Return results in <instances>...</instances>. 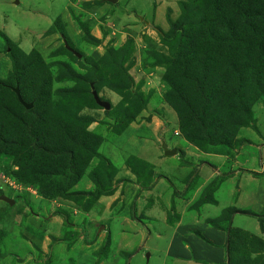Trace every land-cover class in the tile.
I'll use <instances>...</instances> for the list:
<instances>
[{
	"label": "trees",
	"instance_id": "obj_1",
	"mask_svg": "<svg viewBox=\"0 0 264 264\" xmlns=\"http://www.w3.org/2000/svg\"><path fill=\"white\" fill-rule=\"evenodd\" d=\"M101 3L98 1L97 4ZM178 5L181 12L177 19L167 17L168 31L155 27L163 45L168 48V56L153 53L155 46L150 43L147 49L140 50L145 55L143 62L151 67L165 66L163 78L168 90L163 99L176 112L184 140L203 152L231 157L241 143L236 140L238 131L249 126L255 128L252 105L258 99H264V0H181ZM73 19L84 33V41L97 45L99 39L89 31L94 21H82L75 15ZM57 32L72 49L71 39L60 18L47 30L49 34ZM0 35L12 65L7 77L0 78V174L16 185L36 188V194L47 202L62 199L84 212L97 209L99 198L113 193L115 168L98 152L101 137L87 129L93 119L62 114V109L57 108L59 100H55L53 94L62 95V100L80 97L88 108H100L92 96L90 84L96 93L107 87L124 96L123 99L132 106L123 110L122 117L118 118L114 110L105 111L113 120L114 131L120 134L134 122L150 96L131 90L133 80L125 63L133 53V39H128L119 48L107 49L97 60L90 59L89 65L84 67L87 69L84 75L57 62L55 64L63 67L65 73L60 72L53 78L49 71L51 63H45L35 49L24 53L6 34L1 32ZM67 46L61 45L54 53L62 50L77 59ZM64 80L79 82L85 87L52 91L53 81ZM16 86L22 100L32 103L30 109L18 102L12 90ZM94 158L98 163L88 172ZM229 163L227 160L224 168ZM125 165L136 176L138 184L147 183L140 185L141 189L151 187L150 165L133 156L128 157ZM226 175L204 190L198 205L216 203L208 194ZM83 177L92 182L93 190L73 189ZM16 198L20 196L13 200ZM63 216L66 230L67 226L71 227V217ZM257 217L261 226L264 214ZM4 233L0 229L1 257H6L2 245ZM71 236L66 238L68 245L78 237ZM108 242L107 238L99 255ZM234 243L229 236L226 243L229 264L238 261H232L238 258L233 254Z\"/></svg>",
	"mask_w": 264,
	"mask_h": 264
},
{
	"label": "crops",
	"instance_id": "obj_2",
	"mask_svg": "<svg viewBox=\"0 0 264 264\" xmlns=\"http://www.w3.org/2000/svg\"><path fill=\"white\" fill-rule=\"evenodd\" d=\"M72 1V3L65 2V5L71 9L73 15L82 21H94V24L91 22L93 27L90 30L93 36L101 41L102 37L111 35L113 31L109 32L111 29L105 27L106 18L104 15L109 11L112 14L119 11L113 10V7L104 0ZM98 1L103 3L97 4ZM148 6L150 7V5ZM93 8L96 9L95 14H91L90 9ZM150 9L151 19H153V6ZM161 12L159 11V14ZM62 14L63 16L59 18L69 37L71 38V31L76 28L79 33L74 34H79L82 38V31L79 30L76 21L69 19V12ZM154 17L159 20L156 14ZM151 19L147 20L145 24L149 23ZM107 26L110 25L107 24ZM48 29H44L43 33H46ZM100 29L106 32L102 37H99V34H102ZM133 34L136 33L133 32ZM2 51L3 47L0 44V52ZM5 70L7 69L5 68ZM164 112L163 118L169 117V120L164 121L154 114L145 115V118L149 119L129 124L116 141L107 143L102 154L110 160L115 168L112 180L113 193L99 198L96 211L93 209L90 212H84L72 202L65 200H62V203L59 202L58 206H54L55 203H58L55 200L38 206V212L33 211L34 216L26 218L28 222L32 220L31 223L36 226L35 228L30 229L27 226L24 231L19 229L18 224L16 231L20 230L29 235L28 244L46 249L50 246V238L58 239L62 236L63 227H65L63 215L65 214L71 218L76 215L75 222L71 223L70 228L80 229L79 235L82 238L86 234L88 236L87 227L93 229L96 226L99 228L103 224V228L97 230L93 239L89 242L83 241L86 244H82L78 250L77 264H116L118 260L122 264L127 262L150 264L153 253L162 254L161 256L157 255L154 264H229L228 259L230 260V258L226 244L229 236L235 242L236 249L233 253L235 256L238 255L236 252L243 250L241 247L238 249L237 245L239 243L246 244L243 240L250 239L254 242L252 248L261 249L258 252H248L250 260H253L252 258L257 254H262V264H264V222L260 226L257 217L264 214V132H260V138L257 139L259 145H251L256 149L257 155H245L244 152H238L237 149L234 150L231 157L226 154L206 153L183 138L171 136L170 128H167L166 125L167 122H170L177 126V117L171 109H165ZM242 129L240 132L243 131ZM127 130L131 131L126 135ZM163 143L168 150L176 149V154L166 156L162 150ZM243 154L244 158L246 156L245 160H239L238 157ZM131 156L150 165L152 170L151 187L141 189L140 185L144 186L147 183L138 184L136 176L125 165V161ZM227 160L230 161V169L224 168ZM225 174H227L225 178L212 193L208 194V197H212L216 203L198 205L197 202L204 190L213 181L220 180L221 176ZM1 176L3 175H0V193L2 184L10 187L11 183L8 178L4 183ZM81 181L83 184L82 187H79ZM80 182L75 185L74 190L79 188L84 191L93 190V184L87 177H83ZM30 193L34 194L32 191ZM33 194L29 195L33 196ZM4 196L14 199L6 194ZM0 204H2L0 205L1 216L2 210L7 205L1 200ZM33 208L29 202L24 204L25 212L32 211ZM40 212L45 214L42 215L44 223L38 226ZM26 216L29 214L26 213ZM84 221L87 226H84ZM157 222L170 230L168 232L160 230L155 225ZM37 228L38 231H36ZM131 230L138 234L137 246L131 243ZM116 237H119L124 243L123 248L111 249L112 240ZM152 237L155 241L148 245L147 240ZM107 238L108 245L99 255ZM246 246L249 244L247 243ZM42 253L45 254L47 251ZM244 256L243 251V259ZM4 258L0 257V261ZM235 261L236 259L233 260V262Z\"/></svg>",
	"mask_w": 264,
	"mask_h": 264
},
{
	"label": "rangeland",
	"instance_id": "obj_3",
	"mask_svg": "<svg viewBox=\"0 0 264 264\" xmlns=\"http://www.w3.org/2000/svg\"><path fill=\"white\" fill-rule=\"evenodd\" d=\"M179 1L181 0H117L116 3H108L113 7V10L119 11L115 12L114 14L109 11L104 15V17L106 18L105 27L111 29L109 32L113 31L109 37H102V35H105L106 32L100 29L102 33L99 34V37H102L101 41L98 40V44L94 45L90 41H84L83 37L80 38L79 34H74L79 33L78 29L75 28L72 31L69 29L71 31L70 39L71 45L73 47L72 49L80 55V57H77V59L73 58L71 55L62 50H58L60 53H54L61 47V45H65V41L62 40L59 32L53 33V35H50L47 32L43 33L44 29H48L49 27H51L52 23L56 19L63 16V12L68 11L70 14V18L69 16L68 18L74 20L71 9L67 8V6L65 5L67 2L72 3V0H0V33L2 32L6 34L19 46V48L24 53H28L32 49H35L41 55L45 63H54L52 66L51 64H49V71L52 74L51 76L53 78H55L60 72L62 73V75H64L65 73V69L63 67H59L55 64L57 62L66 64L73 72L79 75H84L87 73V69L84 67H87L89 65L90 59L97 60L105 53L107 49L112 47L119 48L128 39H133V53L129 55L127 62L125 63V67H128L127 73L133 80L131 90L141 92L144 96L150 95L147 100L146 106L136 114L134 122L138 123L141 120L149 119L145 118V115L148 114L157 115L160 119L167 121L169 120V117L163 118L165 109H171L172 113H175L176 117L177 114L174 109L163 99L165 92L168 90V85L163 78L165 74V66H147V64L144 63L142 59V57L145 55H142L143 52H141L140 50L142 48L147 49L151 43L155 46L153 53H157L160 56H168V48L163 45L161 35L158 33L155 27L161 28L164 32L168 31L169 24L167 22V17L170 16L172 20L177 19V16H179L181 12L178 5ZM148 5H150V7ZM152 6L153 19H151L152 13H150V8ZM90 10L92 12L91 14H95L94 12L96 11V9L94 10L93 8ZM159 11H162L161 14H159ZM154 14L159 17V20L154 17ZM99 18L100 17H98V19ZM150 19L151 21L149 23L147 22L148 25L145 24L146 21ZM99 22H101L100 19ZM106 23L110 26H107ZM76 24L78 26L77 22ZM92 27L93 25H91V28ZM132 31L136 34L134 35ZM83 35L84 33H82V36ZM94 35H97V33H94ZM0 44L3 47V51L0 52V77L2 79H5L11 72L12 65L9 58L6 56L4 40L1 35ZM5 68L7 70H5ZM4 76L5 78H3ZM84 87L85 86L79 82L69 80H64L61 82L53 81L52 91H57L58 89H77ZM97 95L101 101H106L110 104L109 110H112L111 112H117L118 118L123 116V110L132 106L129 101L123 99L124 96L117 95L107 87L101 88L98 91ZM53 98L55 100H59L58 103L60 105L57 106V108L62 109V114L68 117H74L77 114L89 116L93 119L94 122H92L87 129L101 137L102 141L98 148V152L101 154L105 149L107 143L116 141L118 136H120L122 132L129 126L128 125L120 134H117L113 129V120L110 117H107V115L105 114L106 110H104L99 105L98 106L100 108H88L85 105L86 103L84 99L80 97L76 99L70 98L68 100H62V95L53 94ZM251 117L255 121V128H252L250 126L245 127L244 129H242V132H240L239 130L236 135V140L240 141L241 143L238 145V147H235V149H237L238 152H244L245 155H257L256 149L251 145H259V141L257 139L258 137L260 138V132H264V99L260 98L252 105ZM166 126L167 128H170L169 133L171 134V136L180 138L184 137L178 128V123L177 126H174L170 122H167ZM130 131L131 130H127L125 134L127 135V133H130ZM135 147L136 145L134 146V148ZM129 150L131 152H134L132 149ZM244 154L238 157L239 160H245L246 156L244 158ZM97 163L98 159H92L88 166V172L93 169L97 165ZM230 166L231 165L229 163L227 164L226 168L230 169ZM0 167H2V164L0 165ZM2 177L5 183L7 177L1 176V178ZM82 181L79 183V187H82ZM10 182V187H8L6 184H2V195L6 194L7 196H10L12 198L20 196V198H16L15 204L13 205L7 204V206H5V209L1 212L2 217L0 219V229H3L5 232L2 243L4 248H2L6 253V257L0 261V264H77V255L79 252L78 250L82 244H86V242L84 243L83 241L89 242L91 239H93L94 235L97 234V230L103 227V224L99 228H97L96 226L93 229L87 227L88 232L92 233H88V236L86 234L84 238L79 235L81 231L80 229H72L68 228L67 226V229L65 230V227H63L65 232H62V236L58 239L50 238V246L48 248L42 249L39 246L34 247L28 244V238H30L29 235L27 233L21 232L20 230L22 229L26 231L27 226H29L30 229L35 228L36 226L31 223L32 220L31 222H28L26 218L34 216L33 213L38 212V206L49 202L41 199L36 194V188H24V186L16 185L13 181ZM74 188L75 186L73 187V189ZM80 189L81 188L76 190ZM30 191L34 192V194L30 193ZM29 194H33V196ZM56 201L58 203H55L54 206H58L60 204L59 202L62 203V199ZM26 202H29L32 205V208L34 207L32 211L28 210L27 212H25L26 210H24V204ZM94 210L96 211L97 209ZM26 213H28L29 216H26ZM42 215L45 214L40 212V220L37 222L38 226L44 223V218ZM75 219L76 215L74 216V218H71L70 223L75 222ZM150 223L154 224L153 222ZM16 225L19 226V231H16ZM155 225L164 232H168L170 230L159 222H157ZM84 226H87V223H85V221ZM36 231H38V228L36 229ZM84 233L87 232L84 231ZM70 235L74 237L75 235H78V237L68 245V243L66 242V238ZM130 237H132L131 243H134V245L137 246L139 240L138 234L131 230ZM151 240L153 241L151 242ZM154 241L155 240L152 237V239L147 240V244L151 245L152 243H154ZM243 241H245L246 244L248 243L249 246H246L245 243H239L237 245L238 249H240L241 247L243 250L240 251L242 253L236 252L239 256V258H236V260H238L236 262H242L241 264H262V254H257L252 258L253 260H250L248 253L252 251L258 252L261 249L257 247L252 248L254 242L250 239H245ZM119 247L123 248L124 243L119 237H116L112 240L111 249ZM43 251H47V253L43 254ZM243 251L245 253L244 259L242 257ZM157 255L161 256L162 254L153 253L150 264H154L156 262ZM116 264L122 263L120 260H118Z\"/></svg>",
	"mask_w": 264,
	"mask_h": 264
},
{
	"label": "water",
	"instance_id": "obj_4",
	"mask_svg": "<svg viewBox=\"0 0 264 264\" xmlns=\"http://www.w3.org/2000/svg\"><path fill=\"white\" fill-rule=\"evenodd\" d=\"M104 1H107V2H110V3H116L117 0H104ZM65 46H67L66 42H64ZM67 49L69 51H71L75 56L77 57H80V55L78 53H76L74 50H72L71 48H69L67 46ZM91 87V93H92V96L96 102L97 105H99L100 107H102L104 110H109L110 109V104L106 101H101L97 95V93L93 90V85L91 84L90 85ZM13 92L15 93L16 97H17V100L18 102L25 108V109H30L32 107V103H26L22 100L21 98V95H20V92H19V88L16 86L14 87L13 89ZM162 150L164 152V154L166 156H172V155H175L176 154V149H171V150H168L165 143L162 144ZM0 200L9 204V205H13L14 204V200L4 196V195H1L0 196ZM103 228V227H102ZM148 256V255H147Z\"/></svg>",
	"mask_w": 264,
	"mask_h": 264
},
{
	"label": "clouds",
	"instance_id": "obj_5",
	"mask_svg": "<svg viewBox=\"0 0 264 264\" xmlns=\"http://www.w3.org/2000/svg\"><path fill=\"white\" fill-rule=\"evenodd\" d=\"M0 196H1V195H0ZM54 201H55V200H54ZM14 202H15V201H14ZM50 202H52V201H50ZM50 202H49V203H50ZM6 204H7V203H6Z\"/></svg>",
	"mask_w": 264,
	"mask_h": 264
}]
</instances>
